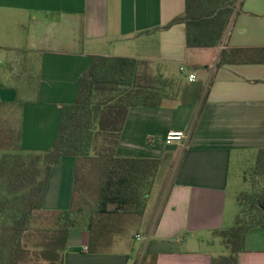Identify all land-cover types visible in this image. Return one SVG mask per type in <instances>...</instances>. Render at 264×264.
<instances>
[{
  "label": "crops",
  "instance_id": "0c3cea01",
  "mask_svg": "<svg viewBox=\"0 0 264 264\" xmlns=\"http://www.w3.org/2000/svg\"><path fill=\"white\" fill-rule=\"evenodd\" d=\"M184 10L185 0H0V101L24 99L27 151L53 145L62 105L76 100L94 55L148 61L156 75L182 86L181 75L193 89L179 102L176 95L161 106L130 107L116 147L118 157L160 159L158 175L173 167L164 197L142 215L95 214L93 237L87 227L70 232L64 264H143L153 240L181 243L159 252L156 264H212L221 254L214 236L234 213V161L264 148V62L216 64L224 49L264 47V0H243L222 43L210 48H188L183 23L153 30ZM170 130L186 137L167 142ZM75 171L73 156L54 163L45 210L70 208ZM239 264H264V227L247 233Z\"/></svg>",
  "mask_w": 264,
  "mask_h": 264
},
{
  "label": "trees",
  "instance_id": "16d2710c",
  "mask_svg": "<svg viewBox=\"0 0 264 264\" xmlns=\"http://www.w3.org/2000/svg\"><path fill=\"white\" fill-rule=\"evenodd\" d=\"M242 2L185 0L182 14L153 30L183 23L188 48L215 47ZM228 62H264V47L224 49L216 67ZM78 86L76 100L62 105L53 145L42 151L23 148L24 99L11 105L0 101V264H64L70 232L87 227L93 237L95 214L142 215L147 207L161 160L118 157L116 147L129 108L161 106L175 98L180 82L156 75L145 60L94 55ZM63 156L76 158L72 203L66 210H45L52 166ZM253 171L264 179V148L257 151ZM239 204L235 224L216 231L230 252L213 257L212 264H239L247 233L264 227V189L239 197ZM180 244L151 241L143 264H156L159 252Z\"/></svg>",
  "mask_w": 264,
  "mask_h": 264
},
{
  "label": "rangeland",
  "instance_id": "374dc122",
  "mask_svg": "<svg viewBox=\"0 0 264 264\" xmlns=\"http://www.w3.org/2000/svg\"><path fill=\"white\" fill-rule=\"evenodd\" d=\"M175 72L179 74L177 67H175ZM179 76L180 78H182L181 81L183 82V84L182 86H180V89H176L177 87L174 88V93L177 94L176 98L174 99L175 102L185 100V98L189 97V95H187L188 92H190V90H193L190 86H187V80L181 77V75ZM182 90H184L187 93H182ZM256 155L257 154H251V155L248 154L243 157V160L241 162L239 161L237 163L236 160L234 161L231 178H230L231 179L230 188H229V202L231 207H233L234 213L229 223H227L228 227L233 226L235 224L237 215L240 212L239 197H243L247 193L249 194L252 191H261L264 189L263 177L256 175L253 171V169L256 166ZM172 170L173 167L171 165L170 166L169 165L167 166V164H165V166L163 165V167L161 168V172L159 173V175L157 174L155 178L154 186L151 190L148 203L151 202V204H153L156 198H158L157 203H159V201L164 197L170 176L172 174ZM129 230H130V234L133 235L132 237H134L136 233V228L130 227ZM214 239L217 242V245H219L221 249V254H228L230 252V250L225 245V243L223 242L220 236L216 235L214 236ZM134 240L136 241L135 238ZM137 243L141 245L142 241H137Z\"/></svg>",
  "mask_w": 264,
  "mask_h": 264
},
{
  "label": "built area",
  "instance_id": "2783aa9c",
  "mask_svg": "<svg viewBox=\"0 0 264 264\" xmlns=\"http://www.w3.org/2000/svg\"><path fill=\"white\" fill-rule=\"evenodd\" d=\"M181 70L183 71L184 68L182 67ZM196 79L195 74L189 75V80L194 81ZM186 137V133L184 130H170L166 135L167 142L179 141Z\"/></svg>",
  "mask_w": 264,
  "mask_h": 264
}]
</instances>
